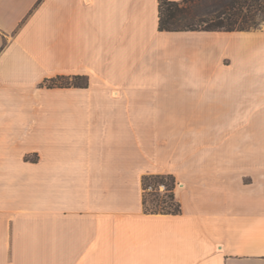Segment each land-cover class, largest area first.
<instances>
[{
    "label": "crops",
    "instance_id": "0c3cea01",
    "mask_svg": "<svg viewBox=\"0 0 264 264\" xmlns=\"http://www.w3.org/2000/svg\"><path fill=\"white\" fill-rule=\"evenodd\" d=\"M147 174L180 213L145 211ZM0 264H264V31L0 0Z\"/></svg>",
    "mask_w": 264,
    "mask_h": 264
},
{
    "label": "trees",
    "instance_id": "16d2710c",
    "mask_svg": "<svg viewBox=\"0 0 264 264\" xmlns=\"http://www.w3.org/2000/svg\"><path fill=\"white\" fill-rule=\"evenodd\" d=\"M264 23V0H159V29L167 31H249L261 28ZM43 85L87 86L84 75L56 76L47 78ZM143 203L146 212L173 213L182 211L175 199L176 178L173 174H147L143 176ZM165 184L163 205L149 206L147 193H160Z\"/></svg>",
    "mask_w": 264,
    "mask_h": 264
},
{
    "label": "rangeland",
    "instance_id": "374dc122",
    "mask_svg": "<svg viewBox=\"0 0 264 264\" xmlns=\"http://www.w3.org/2000/svg\"><path fill=\"white\" fill-rule=\"evenodd\" d=\"M259 29L264 31V23L262 24L261 28H259ZM175 178H176V176H175ZM176 181H177V179H176ZM147 197H148V203L147 204L149 206H151L153 203L158 204L159 206L163 205V202H165V200H166L164 193H157V192L152 191L151 189L148 191Z\"/></svg>",
    "mask_w": 264,
    "mask_h": 264
},
{
    "label": "built area",
    "instance_id": "2783aa9c",
    "mask_svg": "<svg viewBox=\"0 0 264 264\" xmlns=\"http://www.w3.org/2000/svg\"><path fill=\"white\" fill-rule=\"evenodd\" d=\"M165 184H160V186H159V191H160V193H164L165 192ZM150 189H152V187H150ZM149 189V190H150ZM175 199L177 200V201H179L178 200V198H177V196H176V192H175ZM180 202V201H179ZM181 203V202H180Z\"/></svg>",
    "mask_w": 264,
    "mask_h": 264
}]
</instances>
